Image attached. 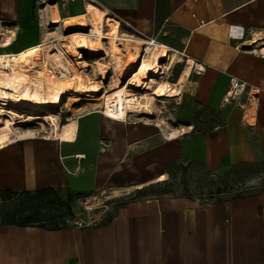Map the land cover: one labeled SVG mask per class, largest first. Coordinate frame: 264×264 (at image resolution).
I'll return each mask as SVG.
<instances>
[{
    "label": "crops",
    "instance_id": "obj_1",
    "mask_svg": "<svg viewBox=\"0 0 264 264\" xmlns=\"http://www.w3.org/2000/svg\"><path fill=\"white\" fill-rule=\"evenodd\" d=\"M88 2L141 37L178 49L184 67L189 58L201 64V72L194 64L183 91L201 106L230 112L220 128L192 135L107 119L116 130L105 132L99 145L91 124L82 129L92 116L86 115L75 142L15 138L0 147V194L97 183L137 194L182 162L220 169L264 161V0H74L57 8L60 19L84 12ZM51 16L47 10L46 21ZM40 23L35 0H0L1 31L14 33L12 41L27 31L24 42L0 52L39 41ZM232 78L247 88L225 103ZM0 264H264V189L211 202L168 192L139 195L105 221L61 228L0 222Z\"/></svg>",
    "mask_w": 264,
    "mask_h": 264
},
{
    "label": "bare ground",
    "instance_id": "obj_2",
    "mask_svg": "<svg viewBox=\"0 0 264 264\" xmlns=\"http://www.w3.org/2000/svg\"><path fill=\"white\" fill-rule=\"evenodd\" d=\"M53 22H63L67 29H85L69 35H61L56 41L37 42L22 49L3 52L12 53L9 70L1 68L4 65V54L0 52V147L14 140L12 136L22 137L34 135L32 130L19 132L17 123L28 122L40 116L42 110L59 108L70 94L72 101L81 99L80 95L89 94L94 98L96 93H103V109H92L80 115L61 122L59 115L50 114L46 119L52 138L75 142L78 138L80 121L86 115L101 113L110 120L128 121L131 113L152 112L154 96L143 90L149 87L147 75L149 72L160 74L159 60H182L180 52L167 43L156 38L130 36L121 32V22L92 2H88L82 13L60 19L56 5L49 7ZM45 23L46 14L43 16ZM51 21V22H52ZM1 28V25H0ZM107 28V29H106ZM49 35V32H46ZM14 33L2 32L0 39L2 47L12 43ZM85 47L90 54L106 53L110 58L107 63L97 62L98 67L105 73L114 71L115 77L110 88L104 85H91L87 66L82 60L80 48ZM56 48V50H52ZM75 60L74 63L71 61ZM194 60L189 58L177 83L162 81L156 85L153 94L157 96H180L187 75L194 67ZM133 69L137 72L128 81L127 75ZM105 77V76H104ZM137 89L140 92H137ZM77 96L73 97V95ZM8 106L32 110L29 116L8 110ZM6 112V113H5ZM254 112L253 107L247 111V116ZM9 114L8 117L4 115ZM250 117V116H249ZM46 129V126L44 127ZM172 131L170 134H176ZM15 136V135H14ZM83 157L84 154L78 155ZM139 184L138 186H144ZM119 190V189H116Z\"/></svg>",
    "mask_w": 264,
    "mask_h": 264
},
{
    "label": "rangeland",
    "instance_id": "obj_3",
    "mask_svg": "<svg viewBox=\"0 0 264 264\" xmlns=\"http://www.w3.org/2000/svg\"><path fill=\"white\" fill-rule=\"evenodd\" d=\"M67 8V7H66ZM63 18V17H62ZM39 20H41L39 18ZM43 26L42 36L39 41L29 42V45L37 42L56 41L55 39L61 35H69L75 31H87L83 29H67L63 22H51ZM38 24V23H37ZM107 29V28H106ZM121 32L130 36L141 37L128 26H120ZM27 32V31H26ZM26 32H17L18 34L13 39V42H24L27 38ZM46 32L50 34L47 35ZM143 37V36H142ZM1 45V43H0ZM28 45V46H29ZM27 47V46H26ZM22 49V48H20ZM19 50V49H18ZM52 50H56L53 48ZM89 64L85 70L89 75L91 85H104V88H110V84L115 77L114 71L110 70L106 75L98 67L97 62L107 63L109 57L106 53L83 55L81 58ZM72 63L75 60L71 61ZM76 63V62H75ZM161 70L160 74L149 72L146 79L149 81V87L144 89L145 93L154 96L152 103V112L131 113L126 123L131 126H152L167 132L168 130H177L178 132H186L187 134H195L197 131H210L220 128L224 123L225 113H229V106L224 110H212L211 108L197 104L191 96H188L182 89L180 96H157L153 94L156 85L162 81L177 83L184 62L174 59V62L167 59L159 60ZM131 74L127 75L128 81L137 72L132 70ZM105 76V77H104ZM138 90L137 92L141 91ZM103 93H96L94 98L88 95H80L81 99L72 101L70 94L65 98L59 108L42 110L38 118H34L28 122L15 124L18 133L26 130H32L35 137H51L48 130L49 125L47 117L50 114L59 115L61 122H66L70 118L85 113L92 109H103ZM77 94L73 95V97ZM8 110L16 111L22 115L29 116L33 114L32 110L21 109L18 107L8 106ZM6 113V112H5ZM8 113L4 117H8ZM251 120L253 118H250ZM254 120V119H253ZM82 129H87L89 124L92 125V131L98 134V144L103 145L102 137L105 132L116 130V126H111V123L101 113L89 116L82 121ZM196 125V126H195ZM46 126V129L44 127ZM195 126V127H194ZM113 127V128H112ZM188 127V129H187ZM17 134V133H16ZM16 134L12 138H17ZM19 138V137H18ZM165 176L154 181L146 190L139 195H156V193L168 192L176 195H187L200 198L203 201L211 202L219 199H227L239 195H248L264 189V161L230 164L220 169H209L195 162H182L179 165L169 168L165 172ZM92 187L76 190L74 188H65L60 190L63 197L69 196V202L65 206L58 204H40L38 198L31 197L30 194L15 193L9 195L0 194V219L1 217H9L11 214L30 213L33 216V224H46L52 226L55 224L71 225L76 221L83 223H96L107 220L123 203L127 200L139 197L134 191L129 188L116 190L114 186L97 183L90 184ZM70 190L73 192L70 194Z\"/></svg>",
    "mask_w": 264,
    "mask_h": 264
},
{
    "label": "trees",
    "instance_id": "obj_4",
    "mask_svg": "<svg viewBox=\"0 0 264 264\" xmlns=\"http://www.w3.org/2000/svg\"><path fill=\"white\" fill-rule=\"evenodd\" d=\"M196 126V125H195ZM194 126V127H195ZM200 131V130H199ZM214 134V133H212ZM146 190V188L141 189L138 193H142ZM15 193H23V194H30L33 198H38L40 201V204L47 205V204H58L60 206H65L69 202V196L63 197L60 193V190L54 188V187H44L35 191H21L17 192L14 190H3L1 194L3 195H9V194H15ZM72 194L73 192L70 190L69 192ZM0 222L7 223V224H18V225H40V226H47L46 224L40 223V224H33V216L30 213H23V214H11L9 217H1ZM66 225L61 224H55L52 226V228H61L65 227Z\"/></svg>",
    "mask_w": 264,
    "mask_h": 264
},
{
    "label": "built area",
    "instance_id": "obj_5",
    "mask_svg": "<svg viewBox=\"0 0 264 264\" xmlns=\"http://www.w3.org/2000/svg\"><path fill=\"white\" fill-rule=\"evenodd\" d=\"M71 1H74V0H54V1H52V0H35L36 6H37L38 16L42 20L44 14H46V11H47L46 9L48 7H50L51 5H56L57 8H66ZM232 31L237 32L236 29H234V30L232 29ZM254 50H256V49H254ZM259 51L261 54L264 55L263 48H260ZM3 54H4L5 58H4V65L1 64V68L5 69V70H9L10 67H9L8 62H11L10 60L12 59V57L10 56V54H12V53H7V54L3 53ZM195 69L197 72H201L204 69V67L201 64L197 63V64H195ZM246 88H247L246 82H244L238 78H232L231 82H230V86L224 95L223 101L225 103L232 102L233 100H235L237 98V96L242 94L246 90ZM228 221H229V219H228Z\"/></svg>",
    "mask_w": 264,
    "mask_h": 264
},
{
    "label": "water",
    "instance_id": "obj_6",
    "mask_svg": "<svg viewBox=\"0 0 264 264\" xmlns=\"http://www.w3.org/2000/svg\"><path fill=\"white\" fill-rule=\"evenodd\" d=\"M80 50H81V52H82L85 56H89V55H90V53H89V51H88L87 48H85V47H81Z\"/></svg>",
    "mask_w": 264,
    "mask_h": 264
}]
</instances>
